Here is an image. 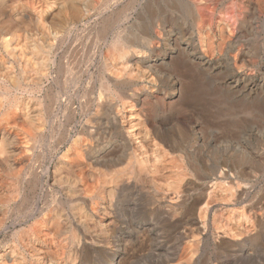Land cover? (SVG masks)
<instances>
[{
    "label": "bare ground",
    "instance_id": "bare-ground-1",
    "mask_svg": "<svg viewBox=\"0 0 264 264\" xmlns=\"http://www.w3.org/2000/svg\"><path fill=\"white\" fill-rule=\"evenodd\" d=\"M116 1L0 0V264H264V208H237L251 199L262 156L255 170L241 165L242 144L238 159L215 156L216 129L239 117L225 94L185 102L188 132L158 110L152 93L178 91L159 43L177 48L165 24L157 37L137 26L120 35L121 16H104ZM201 1L186 4L199 45L179 53L197 51L207 79L225 59L248 65L251 51L229 30L217 37L229 54L207 58ZM262 5L246 1L249 11ZM220 83L239 101L255 98L236 75ZM139 237L135 251L148 254L134 257Z\"/></svg>",
    "mask_w": 264,
    "mask_h": 264
},
{
    "label": "rangeland",
    "instance_id": "rangeland-1",
    "mask_svg": "<svg viewBox=\"0 0 264 264\" xmlns=\"http://www.w3.org/2000/svg\"><path fill=\"white\" fill-rule=\"evenodd\" d=\"M129 1L128 0H118L116 1V3L114 2L104 15L105 18L108 17L112 19H116L121 16L118 19V22L116 24L117 29L120 30L119 31L120 35L122 34L126 35L127 34L126 31L128 30L137 32V30H134L135 28L133 27H136V26L138 27L139 25L140 29L137 27L136 29L140 31L144 30V32H146L147 28L150 30L153 29L154 36L157 37L158 36L157 33L160 29L158 24L159 23L160 25L165 24L166 25L165 27L168 30L167 36L168 37L170 36L169 37L170 43L171 45L174 44L173 47L177 48V50L174 51V50H171L167 46L166 48L163 46L166 44V42L164 43L161 42L162 44L159 43L160 46H159L158 51L162 53L165 52L164 54L165 62L169 66L170 73H172L174 77L177 79V90L178 91H176L174 95L168 98H164L161 92L152 93L151 100L156 104V106L158 107V110L160 112L165 113L173 122L178 124L182 128V130L188 132L190 127L195 124V119L192 113H190V110L186 107L185 102L196 93H199L200 95L206 96V97H211V96L218 97L219 95L225 94L228 97L225 100L226 104L227 105L229 104L230 107L234 108L233 114L238 115L240 118L238 117L237 119H240V120L238 122L237 119L235 120L233 119L235 122V125L232 126V123H229L230 127L228 125V128L226 127V129L224 130L216 129V132L214 134H216L215 137L217 138L219 148L216 150L217 152L215 156L218 155L217 157H220L222 159L224 158V160L226 159L228 160L229 155H232V157H236L238 159L239 153L235 152L234 150L238 149V147L241 146L242 144L243 147L247 148L246 154H247L248 159L245 158L244 159L245 162L240 161L241 165H244V167H246L248 170L258 169L259 168L258 162H257L258 156H262L263 161H264V153H263L264 152V85L262 89L257 88L255 85L260 80H262L261 78L264 77L263 75L264 70H262L264 69V31H263L264 29L262 28L264 27V5L261 6L260 8L261 11L259 10V8L257 10V7H254L253 10L249 11L248 8L246 7L247 0H208V1L202 0L199 3L200 7L202 5H203L202 6L203 8L206 7L204 9H200V13L204 17L203 19L205 21V26H207V28H205L206 31H204L203 33V36L205 37L204 46L205 45L212 46L213 47L212 50H214V51L212 50L207 51L211 48L209 46L207 48L204 47L207 58H210L213 55L211 57L213 61L215 60L220 61L225 54H229V52H227L226 49H223L222 41H221L222 39H225L227 37V33H226L227 31L225 30H229L232 34L236 36H240L239 39L241 40L242 44L243 45L245 44L244 47L248 48L251 51L249 52L252 54L251 56H250V53L248 54V58H247V60L249 59L248 65H246V63H242L241 65V62H238V63H235L234 65L231 64V66L228 67L226 65V59L223 60V63L219 64V67H220L219 71L211 72L210 73L212 75L211 78L207 79L205 76L201 74V72H199L200 71V66H199L200 60H199V54L197 53V51H196V54L194 51V53L192 54V58L190 57L187 59L186 57H183L181 53H179L184 48L187 50H190V49L193 50L195 44L199 45L198 37L196 33H194L195 37L190 35V30H192V28H191V22L188 16L189 13L186 10V4L188 3L189 0L188 1L187 0H166L167 5L164 2V0H154V1L153 0H132L130 3ZM156 1H158L159 4ZM148 2H150L151 4L153 3L154 6L153 4L151 5ZM162 2L165 4H163ZM203 10H205L206 12ZM230 18H231V21H230ZM233 18L236 21H234ZM254 24L256 26H254ZM224 25L230 28H227ZM250 26L253 28L252 29L253 34L248 32V30H250ZM156 29L157 31L155 33ZM162 35L163 34H161L160 37L163 38L164 35L163 36ZM210 36L214 37L215 39L211 38ZM218 36H220L222 39H219L220 37L217 38ZM209 38L210 40L211 39L213 40L209 42ZM155 41H157V39H155ZM175 41H177V43ZM219 41L221 42V44ZM218 50H221L220 54H219L220 51L218 52ZM210 52L212 53V55ZM236 53H237V50L235 49L231 51L230 55L229 56L227 55V57L233 60V57L236 56ZM178 55L180 57L182 56V58H180ZM183 60L185 62H183ZM190 61H192L193 64ZM227 75L228 76L232 75L234 77L236 75V78H238V87H237L238 89L242 88L243 86L241 85H244L245 83H248L249 86L252 85V87L255 89V94H256L255 98L250 97L249 99H245V100L240 99L241 101H239L238 98L236 99L234 98V95L232 93H224L225 91L223 90V85L220 82ZM248 104H252V106ZM203 125H204L203 123H197L196 128L206 134L207 129H206V126L205 125L203 126ZM220 149H221V152H220ZM228 150L230 152H228ZM232 152L235 153L237 156L235 154L233 155ZM230 162L231 161H229V163ZM232 163L233 164L239 163V161L231 162V164ZM261 172L262 174L255 179V183H254L255 187L253 188V190L250 191L252 195L251 199L245 200L242 204L238 205L237 208L240 207L239 210L241 209L242 206L248 204L249 202L251 203V201L256 203V207L264 208V199H262V196L264 195V165H263V170H261ZM253 198L255 199L253 200ZM245 211H246L245 213L249 215L248 209H246ZM209 233L210 232H204V233L202 232V236L204 237L206 236V238H209V237L211 238V236L209 235L207 236V234ZM140 240L141 238L139 237L136 240V242L133 243L135 246L133 247L132 256L134 257L143 256V255L148 254L147 251L140 250V249L135 251L138 241Z\"/></svg>",
    "mask_w": 264,
    "mask_h": 264
}]
</instances>
